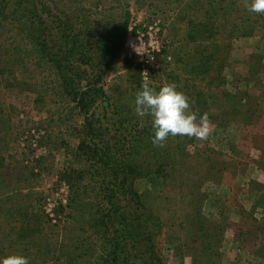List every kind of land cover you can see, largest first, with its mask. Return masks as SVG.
Listing matches in <instances>:
<instances>
[{
    "label": "rangeland",
    "instance_id": "rangeland-1",
    "mask_svg": "<svg viewBox=\"0 0 264 264\" xmlns=\"http://www.w3.org/2000/svg\"><path fill=\"white\" fill-rule=\"evenodd\" d=\"M48 2L52 14L81 32L92 53L87 76H98L105 95L90 113L110 128L108 138H121L118 176L133 178L139 208L132 211L156 212L164 220L154 238L157 256L165 264H204L203 252L184 244L187 225L196 218L215 240L217 255L209 264H264V13L249 12L245 0ZM155 20L158 51L148 81L157 90L175 84L197 123L201 111L213 116L206 117L211 131L205 140L169 135L162 147L154 146L151 118L135 112L144 82L138 66L116 54L108 61L99 55L98 49L115 47L124 27ZM9 21L0 22V257L93 264L94 252L84 255L80 245L85 240L99 246L86 217L94 209L91 188L98 185L85 173L93 163L84 161L89 157L79 140L63 132L60 119L75 114L70 98L59 91L50 68L26 50L27 29ZM250 57L255 70L246 65ZM88 78L75 84L84 88ZM73 118L80 128L82 117ZM117 119L120 130L114 129ZM141 136L151 143L141 145ZM74 188L79 210L69 206Z\"/></svg>",
    "mask_w": 264,
    "mask_h": 264
},
{
    "label": "trees",
    "instance_id": "trees-1",
    "mask_svg": "<svg viewBox=\"0 0 264 264\" xmlns=\"http://www.w3.org/2000/svg\"><path fill=\"white\" fill-rule=\"evenodd\" d=\"M48 1L0 0V22H8L10 19L8 26L27 29L24 31V39H22L26 43V50L31 52L30 56L35 59V62L50 68L58 82L59 91L67 93L70 98L68 100L72 103L69 107L74 110L75 114H72V118H68L67 121L63 118L60 119L61 124L66 123L63 132L69 136L73 135L75 139L79 140L78 146L89 157L87 160L83 155L84 161L93 163L91 171L85 173L90 175V179L98 180V185L91 188L94 195L92 204L94 209L90 210L89 207L86 217L90 221L91 230L96 231L93 235H96L99 246H91L93 245L91 242L82 240L80 245L83 247L84 255L94 252L96 262L93 264H165L162 258L156 254L157 245L154 246V238L162 233L164 220L156 215V212L141 215L140 212L132 211V209L139 208L135 201L137 195L133 178L132 176H118L122 168L118 164L120 161L117 154L121 138H112V136L108 138L110 128H104L101 124L102 118H95V114L90 113L91 106L105 95L103 89L97 87L96 78L98 76L94 74L92 79L87 76L85 67L92 64V53L87 50V46L84 44V36L82 37L81 32L76 28L69 26L65 16L60 13H51L53 9L49 6ZM122 30V35L114 43L115 47L111 51H107V48L98 49L99 55L106 61L111 60L113 54L118 56L126 27ZM250 63L252 64L250 65ZM246 65L249 70L256 69L252 57L246 62ZM82 78L89 79L84 88L75 84ZM77 115L82 117L80 128L78 123L75 124L73 118ZM202 116L213 117L206 116L203 111L197 113V117L201 118ZM121 121L116 120L114 129H122ZM120 125L122 127H119ZM145 139L143 136L139 138L141 145L151 143ZM123 163H125L124 160ZM132 169L134 167L130 168V170ZM96 172L99 175L107 173L111 175L99 176ZM83 177L77 176V179ZM79 201L80 197L74 188L69 201L70 208L79 210L81 206ZM211 235L212 233L209 232L204 222L196 218H193L187 225L186 236L188 239L184 244L189 243V249L203 252L206 256L205 261L203 260L204 264H209L211 257L217 255L213 248L215 240L210 238ZM258 239L259 236L256 235L255 240ZM31 240L37 241L33 239V236H31ZM262 241H264V237L259 241L264 246ZM191 243L198 246L192 248Z\"/></svg>",
    "mask_w": 264,
    "mask_h": 264
},
{
    "label": "clouds",
    "instance_id": "clouds-1",
    "mask_svg": "<svg viewBox=\"0 0 264 264\" xmlns=\"http://www.w3.org/2000/svg\"><path fill=\"white\" fill-rule=\"evenodd\" d=\"M245 8L252 13H264V0H245ZM134 103L137 116L151 118L154 146L162 147L169 135L205 140L211 131L206 117L202 116L200 122H196L188 97L178 91L175 84H165L157 90L145 80ZM0 264H29V260L21 254H9L0 257Z\"/></svg>",
    "mask_w": 264,
    "mask_h": 264
},
{
    "label": "built area",
    "instance_id": "built-area-1",
    "mask_svg": "<svg viewBox=\"0 0 264 264\" xmlns=\"http://www.w3.org/2000/svg\"><path fill=\"white\" fill-rule=\"evenodd\" d=\"M160 31L158 21L143 24L136 23L126 29L118 57L138 66L143 81L149 80V66L155 60L158 48L157 40Z\"/></svg>",
    "mask_w": 264,
    "mask_h": 264
}]
</instances>
